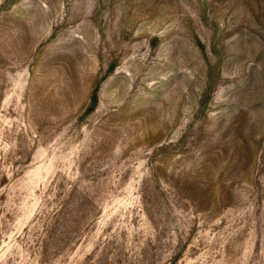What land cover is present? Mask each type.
Returning a JSON list of instances; mask_svg holds the SVG:
<instances>
[{
  "label": "rangeland",
  "instance_id": "374dc122",
  "mask_svg": "<svg viewBox=\"0 0 264 264\" xmlns=\"http://www.w3.org/2000/svg\"><path fill=\"white\" fill-rule=\"evenodd\" d=\"M0 264H264V0H0Z\"/></svg>",
  "mask_w": 264,
  "mask_h": 264
},
{
  "label": "trees",
  "instance_id": "16d2710c",
  "mask_svg": "<svg viewBox=\"0 0 264 264\" xmlns=\"http://www.w3.org/2000/svg\"><path fill=\"white\" fill-rule=\"evenodd\" d=\"M97 94L95 93L93 96V106L90 108V110H93L97 105Z\"/></svg>",
  "mask_w": 264,
  "mask_h": 264
}]
</instances>
